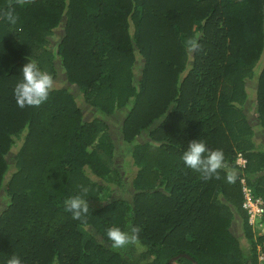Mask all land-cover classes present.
<instances>
[{"label": "trees", "instance_id": "obj_1", "mask_svg": "<svg viewBox=\"0 0 264 264\" xmlns=\"http://www.w3.org/2000/svg\"><path fill=\"white\" fill-rule=\"evenodd\" d=\"M27 58L65 79L21 108L13 88ZM118 110L120 141L104 121ZM192 139L222 150L227 168H188ZM120 144L130 200L115 196ZM81 186L89 212L74 219L64 201ZM243 186L264 202V0H0V261L259 264L264 235L248 224ZM126 222L139 243L113 249L106 229Z\"/></svg>", "mask_w": 264, "mask_h": 264}, {"label": "clouds", "instance_id": "obj_2", "mask_svg": "<svg viewBox=\"0 0 264 264\" xmlns=\"http://www.w3.org/2000/svg\"><path fill=\"white\" fill-rule=\"evenodd\" d=\"M4 18L10 25L17 24L18 18L12 11L5 13ZM186 47L191 51L198 45L194 39H189L186 41ZM19 77L14 85L13 95L17 106L21 108L26 105H40L48 99L50 92L57 87L51 73L42 69L34 59L27 58L20 66ZM181 160L188 168L200 172L205 178L215 174L218 169L227 168L223 151L209 149L204 141L198 139H192L188 142L186 149L181 154ZM226 179L232 182L234 173L227 171ZM87 191V187L81 186V194L71 195L64 201L65 209L71 213L74 219H80L89 212L86 195H84ZM126 223L127 231L122 230L119 226H111L106 229V237L113 249L139 243L140 228L130 222ZM253 233L255 232L253 231ZM0 264H23V261L19 256L12 254L6 260L0 261Z\"/></svg>", "mask_w": 264, "mask_h": 264}, {"label": "rangeland", "instance_id": "obj_3", "mask_svg": "<svg viewBox=\"0 0 264 264\" xmlns=\"http://www.w3.org/2000/svg\"><path fill=\"white\" fill-rule=\"evenodd\" d=\"M55 37H53L52 43H55L54 41ZM65 77L60 74L54 81L57 85L61 84V81L64 80ZM254 81H250L248 84V90L252 93L253 92V85ZM80 104H83L80 100H77ZM84 117L91 116V113L88 109L85 108L83 111ZM126 115V112L124 110H118L114 114L104 117V121L108 124V126L111 129L112 137L113 139L120 141L121 140V126L122 122L124 120V117ZM252 118V117H251ZM119 143V142H118ZM121 143V142H120ZM124 143V142H123ZM16 151V147L12 148L11 152L8 154V158L11 159L14 152ZM114 164L119 170L120 173H122L124 177L123 185L121 187H114L115 189V196H121L124 199L130 200L132 198V194L134 192V189L131 186V180L134 177V165H132L131 162V156L129 147L127 144H120L117 145L115 155H114ZM5 203V199H0V207H2V204ZM239 226L238 224H234L233 230L236 231V233H239L238 230Z\"/></svg>", "mask_w": 264, "mask_h": 264}, {"label": "built area", "instance_id": "obj_4", "mask_svg": "<svg viewBox=\"0 0 264 264\" xmlns=\"http://www.w3.org/2000/svg\"><path fill=\"white\" fill-rule=\"evenodd\" d=\"M245 160L241 155L237 157V164L244 166ZM243 182V181H242ZM242 207L247 213V221L256 235H264V202L259 197H253L249 188L242 187ZM260 247V246H259ZM259 264H264V251L258 255Z\"/></svg>", "mask_w": 264, "mask_h": 264}, {"label": "crops", "instance_id": "obj_5", "mask_svg": "<svg viewBox=\"0 0 264 264\" xmlns=\"http://www.w3.org/2000/svg\"><path fill=\"white\" fill-rule=\"evenodd\" d=\"M244 244V242H242Z\"/></svg>", "mask_w": 264, "mask_h": 264}]
</instances>
